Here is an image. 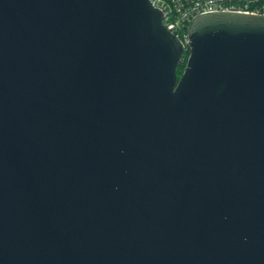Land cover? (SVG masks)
<instances>
[{
  "label": "water",
  "instance_id": "water-1",
  "mask_svg": "<svg viewBox=\"0 0 264 264\" xmlns=\"http://www.w3.org/2000/svg\"><path fill=\"white\" fill-rule=\"evenodd\" d=\"M187 36L151 0H0V264H264V15Z\"/></svg>",
  "mask_w": 264,
  "mask_h": 264
},
{
  "label": "built area",
  "instance_id": "built-area-1",
  "mask_svg": "<svg viewBox=\"0 0 264 264\" xmlns=\"http://www.w3.org/2000/svg\"><path fill=\"white\" fill-rule=\"evenodd\" d=\"M163 12L168 30L187 42V25L200 13L234 11L264 15V0H151Z\"/></svg>",
  "mask_w": 264,
  "mask_h": 264
},
{
  "label": "trees",
  "instance_id": "trees-1",
  "mask_svg": "<svg viewBox=\"0 0 264 264\" xmlns=\"http://www.w3.org/2000/svg\"><path fill=\"white\" fill-rule=\"evenodd\" d=\"M188 55H189V51L186 50L185 53L183 54V59L177 68L178 78H180V76L182 75V72H183L185 65H186Z\"/></svg>",
  "mask_w": 264,
  "mask_h": 264
}]
</instances>
